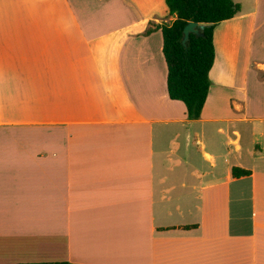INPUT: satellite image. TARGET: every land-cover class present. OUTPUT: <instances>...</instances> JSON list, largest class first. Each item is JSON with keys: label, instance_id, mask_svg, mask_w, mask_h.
I'll return each mask as SVG.
<instances>
[{"label": "crops", "instance_id": "crops-1", "mask_svg": "<svg viewBox=\"0 0 264 264\" xmlns=\"http://www.w3.org/2000/svg\"><path fill=\"white\" fill-rule=\"evenodd\" d=\"M234 1L190 119L168 95L165 0H0V249L264 264V0Z\"/></svg>", "mask_w": 264, "mask_h": 264}, {"label": "trees", "instance_id": "trees-1", "mask_svg": "<svg viewBox=\"0 0 264 264\" xmlns=\"http://www.w3.org/2000/svg\"><path fill=\"white\" fill-rule=\"evenodd\" d=\"M171 23L157 26L162 31L163 54L166 61L167 89L171 100L181 101L190 119H199L208 99L212 81L210 71L216 58L214 30L220 23L230 20L242 11L234 0H165ZM189 22L209 23L202 35L191 34L187 46L182 44L183 30ZM156 28V29H157ZM150 28L146 34L153 32ZM251 171L238 167L232 176H249ZM16 264H75L68 261L16 263Z\"/></svg>", "mask_w": 264, "mask_h": 264}, {"label": "rangeland", "instance_id": "rangeland-1", "mask_svg": "<svg viewBox=\"0 0 264 264\" xmlns=\"http://www.w3.org/2000/svg\"><path fill=\"white\" fill-rule=\"evenodd\" d=\"M5 247H6V250L2 249L4 247L0 249V264L11 262L12 259H15L14 257H16V259L20 258V260L18 259L17 261H21V262L23 261V263L33 261V259L35 258V255H33L32 253L26 254L25 252H23L22 255H19L20 248L18 246H17L18 248L16 247L15 242H11V243L7 242ZM42 253H45V252L44 251L40 252L39 254L36 255V257L46 258L45 256H41Z\"/></svg>", "mask_w": 264, "mask_h": 264}, {"label": "water", "instance_id": "water-1", "mask_svg": "<svg viewBox=\"0 0 264 264\" xmlns=\"http://www.w3.org/2000/svg\"><path fill=\"white\" fill-rule=\"evenodd\" d=\"M209 23H197V22H189L184 30H183V39H182V44L184 46H187L191 34H195L197 36L202 35V30L205 29L206 26H208Z\"/></svg>", "mask_w": 264, "mask_h": 264}]
</instances>
